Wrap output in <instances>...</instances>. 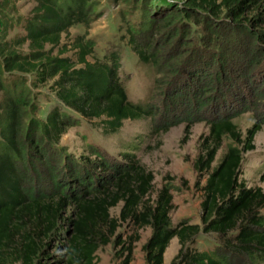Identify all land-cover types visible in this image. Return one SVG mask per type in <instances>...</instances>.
Listing matches in <instances>:
<instances>
[{
  "label": "trees",
  "instance_id": "trees-1",
  "mask_svg": "<svg viewBox=\"0 0 264 264\" xmlns=\"http://www.w3.org/2000/svg\"><path fill=\"white\" fill-rule=\"evenodd\" d=\"M35 1L33 15L24 24L25 34L0 43V264H47L51 254L45 249L49 241H45L62 235L65 223L72 226L65 264H95L96 251L109 243L118 220L135 228L127 242L118 241L123 244L122 251L126 250L123 264H130L133 243L139 239L138 229L144 226L152 230L143 245L147 264H165L164 253L174 237L178 239L179 250L168 264H234V257L264 263V190L247 187L239 179L243 154L254 149V136L264 122L255 121L243 136L229 115L211 117L208 145L204 155L195 161L199 178L205 179L199 188L202 226L186 220L172 224L170 185L164 184L151 199L154 177L131 158L132 154H124L125 158L130 156L124 163L101 155L98 162L87 160L93 168L97 164L100 173L71 162L67 155L55 156L57 150L53 147L75 120L59 106L51 109L44 120L35 118L37 104L24 78L26 73L34 74L40 82L53 80L56 98L62 105L85 119H99L105 135L116 134L127 119L146 118L153 116V112L151 105L129 99L118 75L120 54L117 52L110 51L103 60L89 61L92 44L79 38L74 44L78 49L75 61L60 56L64 48L59 55H51V50L46 49L47 45L58 46L61 34L67 33L70 26L88 25L91 0ZM174 2L151 0L150 8L146 6L151 13L149 18L146 20L148 12L144 9L139 27L131 25L128 29L129 43L143 65L157 66L162 49L154 48L153 41H140L142 35L151 31L155 15L162 18L157 30L172 28L175 37L179 35L177 24L185 27L184 18L191 17L188 10L203 8L214 14L225 7L239 21L243 8L249 4L261 7L264 0H185L182 6ZM261 15L264 20V12ZM210 32L215 34L214 30ZM247 33L252 34L249 30ZM260 38L264 39L263 33L252 34L253 42ZM25 42L29 53L17 51L16 45ZM195 53L199 55L198 51ZM215 57L220 59L219 55ZM251 62L257 65L259 60L252 57ZM192 64L190 59L182 68L185 66V72L199 81L201 68L189 70ZM197 64L201 66L199 61ZM221 68L220 65L214 73L215 81L225 84ZM177 75L176 69L170 77ZM256 96L258 100L264 99V88ZM198 104L203 108L207 101L200 98ZM225 138L229 140L226 150L214 164ZM52 160L57 163L53 164ZM41 167L50 175L51 186L46 189L30 181L31 173L41 171ZM59 173L64 177L62 180ZM120 203V215L114 218L111 209ZM68 207H72L71 213L64 216ZM201 231L219 238L220 243L213 251L189 246Z\"/></svg>",
  "mask_w": 264,
  "mask_h": 264
},
{
  "label": "rangeland",
  "instance_id": "rangeland-1",
  "mask_svg": "<svg viewBox=\"0 0 264 264\" xmlns=\"http://www.w3.org/2000/svg\"><path fill=\"white\" fill-rule=\"evenodd\" d=\"M174 1L182 6L185 0ZM150 4L151 0H144L143 3L142 0H91L88 25L78 23L70 26L67 33L61 34L58 46L47 45L46 49L51 50V55H59L64 48L60 56L75 61L78 49L74 44L79 38L89 40L92 44L93 51L87 56L89 61L103 60L110 51L117 52L120 54L118 75L127 88L129 99L134 103L151 105L153 116L137 120L127 119L116 134L105 135L99 119H85L62 105L56 98L53 80L40 82L31 73H26L24 78L30 87L31 97L37 104L33 114L35 118L44 120L51 109L59 106L75 120L74 124L66 127L53 147L57 150L55 156L67 155L71 162L85 165L100 173L102 170L96 168L97 164L93 168L87 160H99L101 155L124 163L130 157L125 158L124 154H132L134 157L131 158L139 161L154 177L151 199L156 197L164 184L170 185L172 224L186 220L202 226V191L199 188L205 179L199 178L195 161L204 155L208 145L206 138L209 120L211 117L229 115L243 136L255 121L264 122V99L258 100L256 96L264 88V39L260 38L256 43L252 41V34L264 35V20L261 15L264 12V3L261 7L249 4L243 8L239 21L225 7L214 14L203 8L188 10L191 17L184 18L185 27L177 24L176 31L179 35L175 37H172V28L157 30L162 24V18L155 15L151 31L142 35L140 41L150 40L153 41L154 48H162L157 58V66L140 63L129 43L128 29L131 25L139 27L144 9L148 12L146 20L149 18ZM35 5V0H0V43L25 34L24 24L32 17V8ZM161 9L168 13L167 9ZM248 30L252 34H248ZM16 50L29 53L28 42L16 45ZM256 51L258 54L254 55ZM218 55L219 60L215 57ZM252 57L259 60L257 65H254L255 62L250 63ZM190 59L194 64L188 66L189 70L201 68L199 81H195V76L191 78L189 72H185V66L182 68ZM198 61L202 67L195 65ZM220 65L224 74L223 81H227L225 84L215 81L214 73L219 71ZM176 69L178 75L182 73L181 76L170 77ZM1 94L0 90V98ZM206 96H209L208 100ZM200 98L207 101L203 108H199ZM173 105L176 106L172 107ZM228 142L226 138L223 140L214 164L222 157ZM253 144L254 149L243 154L239 179L247 187H261L264 190V123L254 136ZM45 151L48 154L49 148ZM59 160L61 161V157ZM52 163L56 164L57 161L52 160ZM37 165L40 167L39 163ZM41 169L37 173H31L30 181L41 189H46L51 186L50 175L44 171V167ZM111 170L114 171L113 168ZM58 176L60 180L64 178L60 173ZM66 192H69V187ZM121 207L122 203L112 208L111 216L118 218ZM71 210L72 207H68L64 216H69ZM117 224L109 243L100 246L96 251L95 264H123L126 250L122 251L123 244L120 242H127L134 235L135 228L122 220H118ZM62 228V235L45 241H49L45 249L51 254L47 264H65L68 258L72 226L65 223ZM138 233L139 239L133 243L130 264H147L143 245L152 234L151 227L144 226L138 229ZM219 243L216 234L201 231L189 246L213 251ZM178 250V239L174 237L164 253L165 264L170 263ZM234 258V264H264L256 259L250 261L243 257Z\"/></svg>",
  "mask_w": 264,
  "mask_h": 264
}]
</instances>
